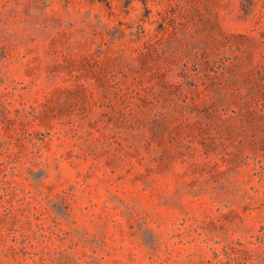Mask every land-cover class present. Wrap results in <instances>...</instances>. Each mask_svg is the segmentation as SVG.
Returning <instances> with one entry per match:
<instances>
[{
  "label": "rangeland",
  "instance_id": "374dc122",
  "mask_svg": "<svg viewBox=\"0 0 264 264\" xmlns=\"http://www.w3.org/2000/svg\"><path fill=\"white\" fill-rule=\"evenodd\" d=\"M0 264H264V0H0Z\"/></svg>",
  "mask_w": 264,
  "mask_h": 264
}]
</instances>
